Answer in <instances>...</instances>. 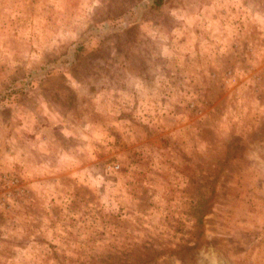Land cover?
I'll return each mask as SVG.
<instances>
[{
    "label": "rangeland",
    "instance_id": "rangeland-1",
    "mask_svg": "<svg viewBox=\"0 0 264 264\" xmlns=\"http://www.w3.org/2000/svg\"><path fill=\"white\" fill-rule=\"evenodd\" d=\"M0 0V264H264V0Z\"/></svg>",
    "mask_w": 264,
    "mask_h": 264
},
{
    "label": "trees",
    "instance_id": "trees-1",
    "mask_svg": "<svg viewBox=\"0 0 264 264\" xmlns=\"http://www.w3.org/2000/svg\"><path fill=\"white\" fill-rule=\"evenodd\" d=\"M163 1L164 0H149L148 3L151 7H159L162 5Z\"/></svg>",
    "mask_w": 264,
    "mask_h": 264
}]
</instances>
